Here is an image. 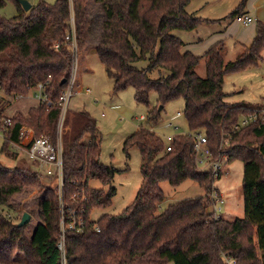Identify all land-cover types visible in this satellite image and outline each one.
<instances>
[{
    "label": "trees",
    "instance_id": "trees-1",
    "mask_svg": "<svg viewBox=\"0 0 264 264\" xmlns=\"http://www.w3.org/2000/svg\"><path fill=\"white\" fill-rule=\"evenodd\" d=\"M6 1L0 0V10ZM15 1L17 16L5 18L0 13V116L12 120L2 133L3 152L17 158L19 152L11 146L23 126L32 129L35 137L57 143L59 100L75 59L72 42L66 41L72 34V16L78 56L95 40L98 57L113 80V94L133 88L136 102L149 109L150 128L139 129L123 145L127 153L133 147L141 151L143 182L135 200L122 213L95 221L92 213L110 206L115 190L95 188L91 182L110 185L118 170L101 162L97 121L88 112L67 110L62 134L64 203L84 217V231L66 233L63 255L59 188L49 186L39 204L41 223L31 239L26 227L0 213V264H63L64 259L66 264H264V105L231 103L224 91L227 74L264 61V21L257 22L251 46L228 63L225 42L199 57L184 51V41L172 35L174 30L193 31L203 23L243 15L247 0L221 20L188 12L192 0L41 1L29 12ZM202 58L204 78L196 72ZM139 60H147L148 67H136ZM155 70L160 73L156 79L150 76ZM162 70L168 74L163 76ZM40 84L45 85L48 102L29 104L25 112L14 110L18 97L33 95ZM152 93L158 101L151 109ZM178 99L185 101L183 115L191 135L177 132L168 151L167 142L153 128L161 123L165 107ZM254 112L259 118L241 127L225 145L226 134ZM201 133L215 155L222 148L232 163L244 164L242 218L216 219L209 211L215 178L212 171H199L196 164L194 135ZM38 176L0 162V207L11 208L13 197L26 186L37 185ZM186 181L197 183L204 194L174 202L160 212L166 199L161 183L178 187Z\"/></svg>",
    "mask_w": 264,
    "mask_h": 264
},
{
    "label": "rangeland",
    "instance_id": "rangeland-1",
    "mask_svg": "<svg viewBox=\"0 0 264 264\" xmlns=\"http://www.w3.org/2000/svg\"><path fill=\"white\" fill-rule=\"evenodd\" d=\"M25 1L32 6H35L41 1L54 4L57 0ZM201 1L202 0H192L187 8L188 12L192 13L194 6L200 4ZM0 13L5 18H13L17 16L19 12L16 1L7 0L6 5L0 10ZM222 22L224 23L205 24L193 31L174 30L172 35L181 38L185 43H189L190 39L196 38L197 33L204 35L207 41L208 34H212L213 28L225 31L229 25H233V31H237L236 34H240L250 29H256L257 26L256 21L249 26H245L238 22L235 17ZM233 39V37L229 38L228 36L227 40L224 41L226 44V63L235 61L245 52V49L242 47L235 46ZM188 46L189 45H187V47ZM159 48L160 45H158L156 51H158ZM76 59L78 60L77 85L75 92L69 100L67 110L88 112L97 121L98 130L102 139L101 162L104 165L113 166L118 170L110 185L104 186L97 180L91 182L92 187L103 188L106 191L115 190L112 204L106 208L95 210L92 213V219L96 221L103 215H118L122 213L130 204H132L141 188L143 182L141 151L138 147H133L130 148L127 153L123 149L125 142H123V140H125L128 135L137 132L141 128H150V124L147 120L149 109L146 105L136 102L135 90L133 88H128L118 94H113V80L108 76L105 66L98 57L95 40H92L89 47L84 52L79 53V56L77 54ZM148 64L147 60H139L135 63V66L140 69H145L148 67ZM196 72L202 78L206 76L205 58L201 59ZM161 73L163 76L168 74L167 71L163 70ZM150 76L151 78L156 79L160 77V73L155 70ZM79 87L82 88L84 92L77 93ZM88 90L90 93L87 92ZM224 91L229 95L227 101L231 103L246 102L248 104L260 102L264 104V61L260 62V65L257 67L237 73L227 74L225 76ZM30 95L32 94L19 97L24 100ZM157 101V94L152 93L150 97L151 109L156 107ZM16 109L17 108L14 110ZM184 109L185 101L183 99L170 102L165 107L164 111H162L161 123H167L164 121L176 117L178 112L183 114ZM142 115L146 116V119L143 121L140 120ZM179 120L185 122L184 116ZM161 123L154 127L153 130L156 129L155 132L166 141L164 135L167 134V130L161 127ZM180 131H183L184 133L190 132L189 126H187L186 122L181 129L177 130V132ZM32 132L34 133L33 130ZM85 141L88 142L89 138L86 137ZM4 143V136L2 135V132H0V162L4 166L9 168L18 167L39 173L40 175L37 178V185L26 186L20 193L13 197L11 208L0 207V213L9 215L16 223L21 221L24 213H29L32 216V220L25 229L27 238L31 239L36 227L41 223L39 204L44 193H46L49 186H55L59 181L57 178L46 176L45 173L39 169L37 164L32 162L24 152H19L16 159L9 157L3 152ZM243 167L244 164L242 162L236 161L232 168V170H235V175L240 177V180H242V174L244 172ZM226 183L227 177L221 181L220 185ZM238 187L239 189L242 188L241 182ZM161 188L166 194V199L159 206L160 212L174 202L192 199L204 194L203 189L193 181H186L178 187H173L168 182H162ZM232 188L233 189H230L229 191V195H227V203L222 217L224 220L228 221H234L236 218L243 217L244 215L243 200H241V202L237 201V204H235L236 201L233 197L236 193V189L235 187ZM21 253L20 256L23 257L24 255Z\"/></svg>",
    "mask_w": 264,
    "mask_h": 264
},
{
    "label": "built area",
    "instance_id": "built-area-1",
    "mask_svg": "<svg viewBox=\"0 0 264 264\" xmlns=\"http://www.w3.org/2000/svg\"><path fill=\"white\" fill-rule=\"evenodd\" d=\"M238 22L245 26H249L255 22V18L248 15H238L235 17ZM72 34L66 36V41L72 42V48L75 54L73 70L68 80V87L66 91L62 94L59 100V105L62 107V113L58 124V139L57 143H53L47 137H35V134L26 127H21L19 140L12 142V147L17 152H24L28 155L32 162H35L39 169L45 173L46 176L50 178H57L59 183V200L60 207L62 209L61 218V234L62 239L59 244V249L62 251L63 255L65 253V235L68 231H75L77 233H82L85 227L84 217L78 215L77 210H71L67 208L64 203V181H63V146H62V134L64 131L63 123L65 115L67 112V107L70 98L75 92L77 85V66L78 60L76 59L78 54V47L75 34V21L72 16L71 19ZM56 49H59V44L55 45ZM45 90V85L40 84L33 94V97L39 102H48L47 98L44 96L43 92ZM90 93V91H87ZM22 97V96H21ZM18 97V99H22ZM178 115H181L180 113ZM264 118V111L262 112ZM259 118L258 112H254L249 116L241 119L240 123L233 127V129L226 134L224 137V144L228 145L236 131L240 130L241 127L247 126L252 122H255ZM143 118L142 120H144ZM11 118L0 116V132L7 131V128L11 126ZM164 126H171L170 123H165ZM189 133V132H188ZM190 134V133H189ZM191 135V134H190ZM174 135H166L167 150L171 151V143ZM194 153L195 160L199 171H212L214 174L215 182L213 184L210 198L212 204L209 208L210 213L215 215L216 219L223 217V211L227 203V193L224 191L223 187L220 185L221 181L228 177L231 172L233 163L230 158L224 154L221 148L218 155H215L213 148L209 145V140L204 133L194 135ZM224 145V146H225ZM83 195V200L86 199L84 196V190L81 191ZM80 194H78L79 196ZM84 213L82 210L81 214ZM63 264H66L65 259Z\"/></svg>",
    "mask_w": 264,
    "mask_h": 264
},
{
    "label": "crops",
    "instance_id": "crops-1",
    "mask_svg": "<svg viewBox=\"0 0 264 264\" xmlns=\"http://www.w3.org/2000/svg\"><path fill=\"white\" fill-rule=\"evenodd\" d=\"M200 1V0H197ZM243 0H202L200 4H197L194 6V10L192 13L196 14L197 16L208 19V20H221L224 19L226 16H228L236 7L239 6V4ZM190 5V4H189ZM189 7V6H188ZM243 15L252 16L255 18L256 24L258 21H264V0H247L246 6L243 9ZM222 24L224 22H209V23H203L205 24ZM199 26V27H200ZM233 25H229V27L225 31L218 30L217 28H213L212 34H208V40L206 41L204 35H200V33H197L196 38L190 39L189 43H185V51L192 52L194 55L202 57L206 54V52L214 45H216L219 42H224L227 40V37L234 38L233 42L235 46H240L244 48H248L253 43L255 37H256V29H250L243 33L236 34L237 31H233ZM226 33V34H225ZM233 35V36H232ZM187 45H189L187 47ZM262 59H264V50L262 52ZM77 93L84 92L82 88L77 89ZM21 100V101H19ZM13 104V108H17L19 111H26L27 106L30 104H35L39 102L36 100L33 95H30L29 97L23 99H19ZM234 103V102H232ZM238 103H246V102H238ZM251 105H264L263 103H248ZM17 106V107H16ZM180 112L177 113L176 117H173L170 120H166L164 122L170 123L171 126L166 127L164 126L163 122L161 123V127H163L165 130H167L166 135H175L177 133V130L181 129L186 122L187 126L188 123L184 117L185 122H181L179 119L184 116L183 114L178 115ZM146 116L142 115L140 117V120ZM179 118V119H178ZM144 119V120H145ZM179 120V121H177ZM174 121V122H173ZM31 130V129H30ZM156 130V129H155ZM154 130V131H155ZM32 131V130H31ZM135 133V132H134ZM133 133V134H134ZM128 135L125 140L130 137L131 135ZM164 135V136H166ZM123 140V142L125 141ZM234 164V163H233ZM233 168V165H232ZM231 168V169H232ZM244 168V167H243ZM243 175V174H242ZM243 178V176H242ZM240 182L242 183V180H240V177H237L235 175V170H231L230 174L227 177V183L224 185H221L224 189V191L229 195L230 189H233L232 187H235L236 193L233 197V199L236 201L235 204H237V201L241 202L243 199V189H239ZM244 216V215H243ZM242 218V217H240Z\"/></svg>",
    "mask_w": 264,
    "mask_h": 264
},
{
    "label": "water",
    "instance_id": "water-1",
    "mask_svg": "<svg viewBox=\"0 0 264 264\" xmlns=\"http://www.w3.org/2000/svg\"><path fill=\"white\" fill-rule=\"evenodd\" d=\"M19 3L21 4L25 12H29L32 9V5L25 0H19ZM65 82L66 81H64L63 83ZM160 110H162V107H160ZM31 220H32V216L29 213H24L21 221L18 223V227L20 228L26 227L30 223Z\"/></svg>",
    "mask_w": 264,
    "mask_h": 264
}]
</instances>
